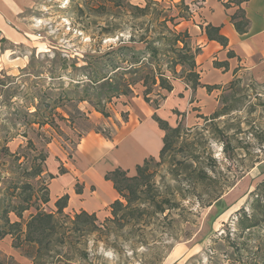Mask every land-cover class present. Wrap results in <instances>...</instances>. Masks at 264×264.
I'll return each mask as SVG.
<instances>
[{
	"label": "rangeland",
	"instance_id": "rangeland-1",
	"mask_svg": "<svg viewBox=\"0 0 264 264\" xmlns=\"http://www.w3.org/2000/svg\"><path fill=\"white\" fill-rule=\"evenodd\" d=\"M143 4L35 0L27 16L31 45L17 50L25 65H12L11 55L0 48V234L8 229L4 210L25 206L23 200L31 197L21 220L8 214L11 223L21 221L22 232L0 238V264H264V222L243 231L237 221L241 211L250 214L255 198L250 193L264 181V80L249 78L219 88L211 113H195L191 121L178 114L179 132L163 158L149 162L145 176L151 188L142 187L147 192L133 205V215L104 222L110 214L82 225L72 222L78 213L63 210L55 215L48 249L23 242L36 208L56 211L43 157L63 156L71 163L83 136L111 137L122 123L139 119L135 109H154V101L165 99L166 92L154 88L145 102L138 83L108 101L106 78L89 80L112 78L117 67L129 66L133 53L144 54V45L133 40L157 37L160 29L142 26L131 15V6ZM187 4L191 17L177 29L188 30L195 22L197 4ZM111 82L115 92L121 90L117 79ZM217 111L222 115L213 118ZM199 166L210 182L195 179ZM256 192L264 196L263 189ZM45 196L49 201L43 204ZM151 198L165 200L163 213L148 207Z\"/></svg>",
	"mask_w": 264,
	"mask_h": 264
},
{
	"label": "crops",
	"instance_id": "crops-1",
	"mask_svg": "<svg viewBox=\"0 0 264 264\" xmlns=\"http://www.w3.org/2000/svg\"><path fill=\"white\" fill-rule=\"evenodd\" d=\"M185 1L197 4L193 12L197 20L194 19L188 32L192 44L201 49L196 57L201 87L193 92L183 81L175 80L173 90L165 94L158 109L148 106L135 109L139 119L131 124L122 123L111 137L97 133L83 136L76 145L71 163H66L63 156H59L61 160L49 156L45 161L47 173L54 176L49 182V193L54 201L68 196L65 212L84 211L102 219L110 215V205L119 195L112 182L105 180V174L121 168L134 175L136 166L158 156L163 146L165 132L152 119L154 113L175 127L180 120L178 114H184L186 120L191 121L193 114L206 115L215 109L219 89L208 92L206 86L223 88L241 78L264 80V0H249L242 5L250 21L244 34L235 31L229 18L236 8L226 9L220 0ZM34 6L35 0H0V48L3 45V50L11 55L12 65L26 63L25 56H20L17 50L31 45L27 16ZM208 24L220 27L221 35L227 38V46L206 38L204 28ZM215 63L222 65L215 66ZM60 168L63 173L59 172Z\"/></svg>",
	"mask_w": 264,
	"mask_h": 264
},
{
	"label": "trees",
	"instance_id": "trees-1",
	"mask_svg": "<svg viewBox=\"0 0 264 264\" xmlns=\"http://www.w3.org/2000/svg\"><path fill=\"white\" fill-rule=\"evenodd\" d=\"M142 1H144L143 5L131 6L132 17L135 20H140V25L143 26L144 23H147V25L152 27L155 31L156 29H160V31H157V37L152 38L151 40H145V37L141 38L139 41L133 40L137 46L138 44L144 45V54L133 53L131 56L132 61L128 67H117L115 69L116 71L114 70V75H111V77L117 79V88H121V90H117V92L114 91L115 87L111 84V80L113 79L110 77L104 76L99 80L94 77L89 78L90 81L95 83L106 78L104 85H108V87H106L107 93L105 94L106 96H104L108 101L113 96L118 97L119 95H126L129 91V85L134 86L138 83L144 88L143 98L145 102L150 101L148 95L154 91V88L159 92L165 91L166 93H170L173 90V81L175 80L183 81L193 92L198 87H201V83L199 82L200 76L196 70V57L201 53V49L199 46L192 44V36L187 29H177L181 22L188 21L191 17L189 4H187L185 0H162L161 2H157V0ZM220 1H222L223 6L226 9L236 8L229 16L230 21L238 34L246 33L250 21L247 19L242 5L249 0ZM117 5H121V2ZM204 33L209 41H216L223 47L227 46V38L221 35L220 27L208 24L204 28ZM228 55L230 56L231 53ZM219 65L222 64L215 63V66ZM178 68H180V72L177 71ZM127 75H129L130 78H135L129 80L130 78H126ZM206 89L208 92H211L213 89L219 88L218 86H206ZM112 93L114 94L111 96ZM162 100H164V97ZM160 104L161 103H158L157 100L154 101V109H158ZM220 115H222L221 112H214L213 118H218ZM152 119L158 124L159 128L165 132L163 146L159 152V157L162 159L164 154L172 147V137L178 134L180 128L179 125L171 127L166 120L158 117L156 113L152 115ZM45 124V122H42V125ZM153 159V157L145 159L142 165H137L135 168L136 174L134 176H129V172L121 168H116L105 174V180L112 182L114 189L119 195V199L115 200L110 205L111 218H106L104 222L118 223L120 218H124L126 215H133V205L139 206L142 201L141 197H139L140 194L147 192L142 187H145V189L151 188L146 179L145 173L149 162ZM45 160L46 157L44 156L43 161ZM196 171L199 172L195 177L196 180L205 183V181L209 179L206 171L200 166L193 170V172ZM59 172L63 173L64 170L60 168ZM41 173L42 171L39 169L36 171L35 175L39 176ZM49 178L53 179L54 176L49 174ZM261 189H263L264 192V181L260 182L254 191L250 193L253 197L255 196V198L252 201L249 215L246 212L241 211L242 209L239 210L243 214L237 219V221L240 223V229L243 231L245 229L250 230L251 228L256 227L259 222H264V196L259 192ZM257 190L259 193L256 192ZM76 192L79 193V190L77 189ZM220 195L221 194L214 198V200L213 198L211 200H219ZM30 200L31 197L23 200L25 206H18L10 210H4L2 219L6 222L8 229L0 234V238H3L8 234L14 235L15 232H22L21 221L11 223L8 214L14 213L15 216L21 220L22 213L30 207ZM48 201L49 198L45 196L42 203L46 204ZM67 201V195L57 199L54 202V207L56 209L54 213H47L36 208V213L31 216L26 223V232L23 242L30 246L33 245L38 251L42 248L48 249L51 243L49 238L54 235L53 233H55L56 230V222H58L55 215H62L64 208L67 206ZM149 201L148 207L152 209L154 213L164 212L161 204L162 202L165 203V200L161 199L160 202H158L155 198H151ZM211 205L210 201L208 202L207 207ZM238 215L240 214L238 213ZM91 220H96V216L94 214L89 215L82 211L74 215L72 222L85 225ZM226 237H229V234H227ZM45 243L46 245L43 247Z\"/></svg>",
	"mask_w": 264,
	"mask_h": 264
}]
</instances>
